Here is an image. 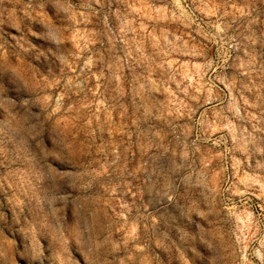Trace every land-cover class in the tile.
I'll return each instance as SVG.
<instances>
[{"label":"rangeland","instance_id":"1","mask_svg":"<svg viewBox=\"0 0 264 264\" xmlns=\"http://www.w3.org/2000/svg\"><path fill=\"white\" fill-rule=\"evenodd\" d=\"M0 264H264V0H0Z\"/></svg>","mask_w":264,"mask_h":264}]
</instances>
